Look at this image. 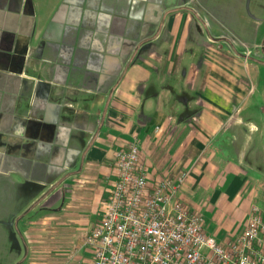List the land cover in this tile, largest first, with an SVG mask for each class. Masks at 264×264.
Wrapping results in <instances>:
<instances>
[{"label":"crops","instance_id":"0c3cea01","mask_svg":"<svg viewBox=\"0 0 264 264\" xmlns=\"http://www.w3.org/2000/svg\"><path fill=\"white\" fill-rule=\"evenodd\" d=\"M45 2L0 0V264H89L75 248L102 212L111 156L129 142L147 185L183 176L176 201L192 213L234 179L226 160L222 177L206 176L230 148L231 108L213 81L224 71L199 59L206 40L188 13L152 23L142 11L123 25L116 15L92 35L87 10ZM243 138L248 148L262 140ZM262 151L255 145L254 157Z\"/></svg>","mask_w":264,"mask_h":264},{"label":"rangeland","instance_id":"374dc122","mask_svg":"<svg viewBox=\"0 0 264 264\" xmlns=\"http://www.w3.org/2000/svg\"><path fill=\"white\" fill-rule=\"evenodd\" d=\"M35 2L40 8L46 3ZM47 5L53 12L69 8L87 10L93 16L92 21L86 22L91 25L88 33L92 35L107 33L110 29L107 23L116 15L115 23L123 25L129 20L138 22L142 11L149 12L152 23L164 11L188 13V23L199 26L206 40L205 45L199 46V59L207 55L206 70L224 71L225 80L217 81L215 76L213 81L216 89L225 91L226 103L231 108L232 124L226 127L230 148L225 158L210 160L214 168L206 170V176L214 175V181L221 176L217 173L219 161L226 160L234 166L230 169L233 181L213 188L204 199L197 198L194 201L197 208L189 210L201 217L203 233L217 244L229 241L241 231V220L250 207L264 211V151L259 152L258 159L254 157L255 145L264 150V0H48ZM120 43L121 53H127L130 48ZM111 50L104 51L107 54ZM211 56L225 58L230 69L213 64ZM217 132L216 126L214 135ZM245 135L261 137V143L254 139L248 148Z\"/></svg>","mask_w":264,"mask_h":264},{"label":"built area","instance_id":"2783aa9c","mask_svg":"<svg viewBox=\"0 0 264 264\" xmlns=\"http://www.w3.org/2000/svg\"><path fill=\"white\" fill-rule=\"evenodd\" d=\"M136 158L133 142L110 158L102 212L75 248L89 251V264H264V211L250 207L241 231L217 244L176 201L183 176L147 185Z\"/></svg>","mask_w":264,"mask_h":264}]
</instances>
